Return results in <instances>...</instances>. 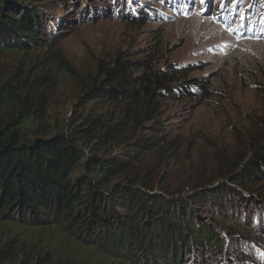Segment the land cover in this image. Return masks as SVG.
I'll return each mask as SVG.
<instances>
[{"label": "trees", "instance_id": "16d2710c", "mask_svg": "<svg viewBox=\"0 0 264 264\" xmlns=\"http://www.w3.org/2000/svg\"><path fill=\"white\" fill-rule=\"evenodd\" d=\"M37 2L0 0V55L56 54L54 45L71 24L89 13L93 21L114 18L117 3V19L132 28L151 16L142 5L131 12L134 0L127 8L120 0L95 8L90 0ZM163 47L158 37L152 56ZM153 62L141 51L99 63L75 118L60 132L33 139L27 132L41 109H30L45 102L42 93L34 81L17 89L0 83V225L57 227L100 252L106 264H264V197L253 194L255 185H264V121L238 155L217 160V184L199 182L190 192L168 194L151 169H133V158L158 144L137 133L163 103L215 95L213 76L189 77L198 64L166 61L153 68ZM10 99L14 113L4 116ZM161 144L159 155L174 150L171 142ZM9 258L0 257V264Z\"/></svg>", "mask_w": 264, "mask_h": 264}, {"label": "rangeland", "instance_id": "374dc122", "mask_svg": "<svg viewBox=\"0 0 264 264\" xmlns=\"http://www.w3.org/2000/svg\"><path fill=\"white\" fill-rule=\"evenodd\" d=\"M42 1L50 0L37 3ZM90 1L92 8L116 4V0ZM120 1L127 8L128 0ZM134 1L131 12L144 6L151 15L142 27L132 28L118 20V3L111 14L114 18L93 21L89 13V18L71 24L55 43L56 54L44 50L1 54L0 83L17 89L34 81V89L42 93L45 102L34 103L30 109H41L27 132L26 138L33 139L60 132L65 121L75 118L98 64H111L116 54L126 58L144 51L154 58L153 68H162L166 61L198 64L201 68L189 77L213 76L215 95L205 101L163 103L155 120L137 133L158 144L149 154L133 158V169H151L168 194L190 192L199 182L217 184V160L224 157L226 162L238 155L239 145L264 121V0ZM243 12L246 34L240 31ZM255 31L260 34L247 37ZM158 37L163 38L164 47L152 56ZM11 99L3 107L4 116L14 113ZM162 140L171 142L174 150L159 155L156 150L163 147ZM255 187L253 194L264 197V185ZM8 256L4 264H22L20 259L23 264H106L100 252L81 246L57 227L0 225V257Z\"/></svg>", "mask_w": 264, "mask_h": 264}, {"label": "snow or ice", "instance_id": "6c2138e0", "mask_svg": "<svg viewBox=\"0 0 264 264\" xmlns=\"http://www.w3.org/2000/svg\"><path fill=\"white\" fill-rule=\"evenodd\" d=\"M202 2H203V0H202Z\"/></svg>", "mask_w": 264, "mask_h": 264}]
</instances>
